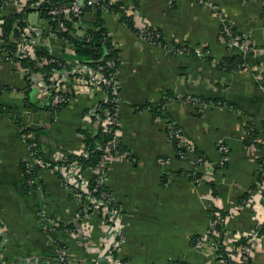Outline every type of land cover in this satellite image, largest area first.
Segmentation results:
<instances>
[{
	"label": "crops",
	"instance_id": "obj_1",
	"mask_svg": "<svg viewBox=\"0 0 264 264\" xmlns=\"http://www.w3.org/2000/svg\"><path fill=\"white\" fill-rule=\"evenodd\" d=\"M43 1L15 0L0 7V16L23 12L30 25L41 29L47 49L75 60L74 45L51 33L49 22L32 6ZM174 1L171 5L168 0H113L126 8L136 26L159 28L164 47L134 32L121 12L97 15L89 10L83 17V29L95 28L100 17L119 49L118 142L135 157L111 159L106 172L105 183L122 205L116 223L121 239L114 248L107 235V211L91 208L82 217L83 205L66 186L59 167L41 166L36 183L25 186L22 162L31 155L17 119L18 114L25 125L40 130L37 137L45 160L56 163L62 154L83 150L81 129L93 122L98 126L89 113L106 99V91L63 81L66 88L74 85L75 94L54 118L50 111L32 110L28 105L29 96L38 106L48 104L45 89L29 88L19 63L0 62V264H58L37 214L41 208L58 222L54 237L66 246L70 264H115L118 258L131 264H227L218 254L214 237L195 245V238L209 231L210 210L230 214L221 224L230 238L252 235L264 223V199L258 186L264 141H259L260 147L245 143L249 124L264 135V0H209L212 5ZM222 17L248 34L255 47L253 53L234 51L245 58V69L218 67L229 55L221 36ZM173 43H187L198 52L208 47L210 58L197 52L173 53ZM189 95L225 99L228 104L204 105L180 98ZM163 101L168 117L152 112V106ZM168 119L208 157L206 164L195 167L192 160L177 156L166 132ZM220 144L229 148L224 166H220ZM194 172L200 177H192ZM82 173L91 179L94 168ZM249 264H264V241L253 251Z\"/></svg>",
	"mask_w": 264,
	"mask_h": 264
},
{
	"label": "built area",
	"instance_id": "obj_2",
	"mask_svg": "<svg viewBox=\"0 0 264 264\" xmlns=\"http://www.w3.org/2000/svg\"><path fill=\"white\" fill-rule=\"evenodd\" d=\"M4 6H8L9 4L15 2V0H2ZM171 5L174 4V0H168ZM200 3H206L209 5H212L213 3L209 0H196ZM113 3V0H63L59 1L56 4H52L48 7V12L52 16V19L56 21V29L61 30L64 27L63 20L71 18L74 22L75 27H83V17L85 13L87 12L85 7H92L91 11L96 12V7H100L101 10L104 12H111L110 5ZM33 7H37L36 5H32ZM5 23V18L0 16V62L7 61V62H14V63H20V60L18 57H29L33 59H37L38 56L36 55V47L39 45H42L41 41V29H39L36 26H32L28 24L27 28L25 29V36H23L22 41L15 44L16 49L13 50L9 46L12 45V42H15V39L13 35H10V37H6L4 34L3 25ZM221 24L224 26L223 33L224 37L222 38L226 41L227 48L229 53H235V49L241 48L246 51H252L255 49L253 45L250 44L249 41V35L241 32L239 30L234 31L232 28L233 26L222 17ZM51 27V25H50ZM140 30L139 36L150 40L158 45L166 46V44L162 45V42L160 40H157V35L153 34L152 31L149 30L151 27H138ZM50 30V29H49ZM156 37V38H155ZM45 47V46H44ZM50 51V50H49ZM173 53H182L184 52V49H177L176 51H173V48L171 49ZM51 52V51H50ZM197 53L203 54L204 56H207L210 54L207 50H201ZM56 57L60 58L61 60H65L67 64L69 65H63L64 67L61 68H55L53 70V75L50 76L51 81H55L53 83H48L45 79V75L40 72H36L32 67L28 68H22L25 70V73L27 75V78L30 81V87L35 88H44L45 91L50 95L49 99H52L55 105H59L63 102H70L72 97H67V94H70L74 90V85H72L71 88H66L63 84V81H67V83L71 82H79L83 83L87 87H96L101 86L107 94V97L104 101L110 99L107 90L104 87V84L109 85L112 89V102L113 104V111L112 113L108 112L106 117L104 119L101 118V116L97 113V109L90 111L89 116L91 118L94 116L96 117V121L99 124H102L104 129L106 131L113 130V125L119 126V128L114 130V137L109 142H106L104 145H100L99 149L103 151L102 159L97 164V166L94 168V175L96 176L97 182L99 184H106V172L108 170L109 164L111 159L119 156H128L127 151H120L117 149V146L120 144L118 142V132L120 129V82L117 78V70L112 73V75L107 78L105 76L104 72V65L98 64L96 68L81 63L77 59L72 60L67 58L65 54H55L51 52ZM41 61H46L45 57L41 58ZM109 64H113L111 61H109ZM181 98V97H180ZM189 103H201L204 105H207V102L202 101L198 96L196 95H189L185 96L183 99ZM20 135L23 138H27V142L30 149V155L31 159L27 160L31 163H33L36 155V149H35V143L29 142L28 140L33 138V134H28L23 131L21 127H19ZM170 136L171 138H177L178 139V146L183 150L180 152V159L182 160H192V163L195 167L201 164H206L208 162L207 159H204L203 157H194V144L185 137L182 129H173L172 126H170ZM254 140L264 141V135L259 136L255 138ZM84 150V145H83ZM219 151L221 152V159H220V166H223L225 163H227V160L229 158V148L226 144H220ZM66 155L68 154H62L60 157V160L66 159ZM194 157V158H193ZM37 161V160H36ZM31 163H29L31 165ZM200 163V164H198ZM264 163V161H263ZM30 167V166H29ZM61 169L63 176L66 181V186L71 190L73 196L82 203L83 208L81 212L83 213V216H88L90 214L91 208H98L103 209L107 211L108 215V221L110 222V227L108 230L109 235V242L113 244L114 248L117 246V244L120 242V235L118 234L116 223L119 215L122 211V205L120 207H115L113 209L109 208V204L111 200L115 199L113 197V193H107L103 192L101 194V197H95L90 194L89 189V181L90 179H87L85 176H83V173L81 172L80 165L76 161H71L68 165H61L59 166ZM29 170V168H28ZM259 192L261 194L262 199H264V167L260 168V175H259ZM27 183L30 185H34L36 183V177L32 176L31 178L27 179ZM252 194V193H251ZM251 196V195H250ZM255 196V195H254ZM254 196L252 197L253 200L255 199ZM249 199V198H248ZM80 212V213H81ZM41 219L42 223V230L45 233V235L48 237L49 242L53 246L54 253L56 255L57 263L58 264H70L68 257H67V248L66 246L60 242L59 240L55 239L54 237V231L59 226L58 222L47 215V212L45 209L41 208L37 213ZM223 221L219 219L218 217H215L214 219H211V224L209 227V231L206 235L200 236V238L197 240L196 244L197 246H201L205 243V240L213 239L215 237L216 245L217 247L220 245V241L222 240L226 244V251L228 252V258L229 261H226L227 264H247L249 263V260L252 258L253 251L257 247V245L264 241V238H261V236L258 235V231H256L252 234V238L248 240L247 243L242 244H236L234 243L235 240L239 238H230L228 235L225 234L224 228H221V231H218L216 226L218 224H222ZM259 228V227H258ZM246 237V236H245ZM115 264H131L130 261L125 260L123 258H118L115 261Z\"/></svg>",
	"mask_w": 264,
	"mask_h": 264
},
{
	"label": "trees",
	"instance_id": "obj_3",
	"mask_svg": "<svg viewBox=\"0 0 264 264\" xmlns=\"http://www.w3.org/2000/svg\"><path fill=\"white\" fill-rule=\"evenodd\" d=\"M59 1H63V0H44L40 5H38L35 8L41 13L42 17H44L51 25V30H50L51 33L68 39L69 42H71L74 45L75 53L73 57L75 59H77L81 63L88 64L94 68H96L98 64L104 65L105 76L109 78L112 75V73H114L117 70L120 64V52H119V49L115 46L113 39L110 37L108 30L104 27L102 20L99 17V19L95 22L96 24L95 28H90V29L84 28L83 29V27H75L74 22L71 18L64 19L63 29L57 30L56 21L53 20L52 16L49 14L48 7L51 6L52 4H56ZM1 5H3L2 0H0V7H2ZM96 8H97L96 9L97 15L103 12L100 7H96ZM85 9L86 11H89V10L91 11L92 7L88 6V7H85ZM110 10L111 12L114 11V12L123 13V16H122L123 21L134 32H136L137 34L140 33V30L137 28L136 23L133 19V16L131 14H128L126 11V8L122 7L120 3H112L110 5ZM4 18H5V23L3 25L4 34L6 37H10V35H13L15 42H12L11 43L12 45H10L9 47L15 50L16 49L15 44L22 41L23 36H25V29L27 28L29 23L23 12L21 13L15 12L9 16H5ZM223 28L224 26L221 24V32H223L222 31ZM232 29L234 31H237L235 27H233ZM149 30L152 31L153 34L159 36L157 37V40H160L162 42V45L166 44L164 35L159 28L151 27L149 28ZM222 34L223 33H221V36L224 37V35ZM172 48H173V51H176L177 49H184V52H190V53L196 54L195 48H192V46H190L187 43H183V44L173 43ZM205 49L210 52L208 47L207 48L205 47ZM253 52L254 50L249 51V53H253ZM36 55L38 56L37 59H33L29 57H24V58L18 57V58L23 68L32 67L36 72L43 73L48 83L55 82V81L50 80V76L53 75V70L55 68L62 69L64 67L63 65H67L66 67L69 66L65 60H61L60 58L56 57L49 51V49H47L46 47L42 45H39L36 47ZM42 57H45L46 61L44 62L41 61ZM109 61H111L113 64L110 65ZM218 67L225 69V70H229V71L242 70L246 68V61L242 55L238 53L230 52L229 55L224 57L218 63ZM30 81L31 80L28 79L29 88H30ZM104 87L107 90V93L110 99L106 101H102L99 104V107L97 108V113L101 116L102 119L106 117L108 112L112 113L114 109L112 107L114 103L111 100L112 89L110 88L109 85H106V84H104ZM29 92L30 91L27 89L28 95H29ZM74 94L75 92L73 90L72 93L67 94V97H72L74 96ZM198 97L202 101L207 102V103H216L220 105H225L226 103L228 104V101H226L225 99H210V98L203 97V96H198ZM184 98L185 97H181V99H184ZM68 103L69 102H63L59 105H55L53 100L49 99L48 104L44 106H38L30 100V96L28 97V105L32 108V110H39V109L48 110L53 114L54 118L65 106L68 105ZM166 103H167L166 101H163V103H161L158 106H152V110H153L152 112L155 115L157 114V116L165 115L164 117H168L167 112L165 110ZM2 111L3 109L0 107V112ZM13 111L17 112L15 109ZM17 119H18L19 127H21L25 133L33 134V138L28 141L34 142L35 149H36V155H35V159L33 163L29 161L22 162V172L24 173V176H25V181H26L25 186L27 188L30 187V184L27 183V179L31 178L32 176L36 177L38 169L41 166H44L45 164H47L48 167L56 166L57 170H59L58 168L59 166L63 164L68 165L71 161L74 160L77 163H79L81 172H83L85 169H88V168H95L97 164L101 161L102 155H103V151L99 149V146L104 145L106 142H109L110 140H112L114 137V130L119 128V126L113 125V130L106 131L102 124H98V126L96 127L95 124H93L94 122L91 123L87 128L81 129V133L84 136V140H83L84 150L69 153L68 155H66L67 156L66 159L58 160L56 163H53L51 161L45 160L44 151L37 137L40 130L34 129L32 127L25 125L22 122V120L19 118L18 114H17ZM92 119L96 121V117L93 116ZM170 126H172L173 129H178V130H181V127L173 119L167 120V126H166L167 136L170 139L171 143L174 145L177 151V156L180 158V152L183 150L178 146V139L171 138ZM245 130H246L245 143L247 145H255L256 147H260L262 143L254 139L261 135V131L254 124H249L245 128ZM117 149L123 152L127 151L128 157H130V159L132 160L135 159L131 151L127 147L122 145L121 143L117 146ZM194 154L196 155V158L203 157L204 159L208 160V157L205 154H203L201 151H199L196 148V146H194ZM29 163H31V165ZM262 164L264 167L263 161H262ZM224 165H226V163ZM59 174L64 179L61 169L59 170ZM191 176L194 178H198L200 177V173L194 172V173H191ZM88 186L90 189V194L95 197H101V194L103 192H107V193L112 192L111 189L106 184H99L97 182L96 176H93L90 179ZM256 187L257 185H254L251 189L253 190ZM250 192L245 196V199L249 198ZM120 205L121 203L119 201L113 199L111 200L108 206L109 208L113 209L115 207H120ZM210 215H211V219L218 217L223 222L230 219V214H227L225 211L218 209V208L211 209ZM81 216H83L82 212H81ZM216 228L218 231H221V224H218ZM257 231H258V235L261 236V238H264V223H262L259 226V228H257ZM199 238L200 236H197L195 238V244ZM251 238H252V235L241 237L235 240L234 243L236 244L247 243L248 240H250ZM217 248H218L219 256L222 259L229 261L228 252L226 251V244L222 240L220 241V245ZM251 259L249 260V263L251 262ZM168 264H185V262L171 261Z\"/></svg>",
	"mask_w": 264,
	"mask_h": 264
},
{
	"label": "rangeland",
	"instance_id": "obj_4",
	"mask_svg": "<svg viewBox=\"0 0 264 264\" xmlns=\"http://www.w3.org/2000/svg\"><path fill=\"white\" fill-rule=\"evenodd\" d=\"M30 19H31L32 21H34V20H35V15H34V14H31V15H30Z\"/></svg>",
	"mask_w": 264,
	"mask_h": 264
}]
</instances>
